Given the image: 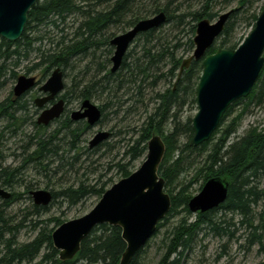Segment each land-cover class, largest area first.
Masks as SVG:
<instances>
[{
  "label": "trees",
  "instance_id": "trees-1",
  "mask_svg": "<svg viewBox=\"0 0 264 264\" xmlns=\"http://www.w3.org/2000/svg\"><path fill=\"white\" fill-rule=\"evenodd\" d=\"M163 0H39L37 4L31 9L28 15V22L25 31L17 42H9L5 39H0V90L4 85L3 76L8 72L9 67H18L20 61L24 58L27 59L31 51L36 52L38 62L33 68L41 69L44 76H46L53 68V66L60 64L66 66L70 64L72 56L76 57L83 54L88 49H93L94 55L98 58L96 48L99 46L109 45L108 41L105 43L91 42L89 39L75 38L73 43L66 42L65 34L59 42L55 39H49V45L44 43V37L35 36L37 30L41 27L58 28L59 19L66 20L67 16L79 15L83 16V26L78 29L76 33L80 36L92 37L96 33L97 24H101L105 28L111 26L117 27L118 32L124 31L127 27L135 25L139 20L152 17L162 11L167 15V21L157 29H153L146 33L139 35L140 46H135L134 49L127 54H131L133 59V66L126 67L128 72H123V67L117 75L120 84L124 79L120 77L123 74L131 76V82L139 81L143 83V78L152 79L153 84L160 80L167 81L168 79L177 80L173 88L168 89L161 97L163 98V109L156 110L151 114L147 121L139 130V134L134 141V145L128 151L131 155V160L128 163H119L120 178H126L133 171L130 170L131 161L138 157L145 155L147 152V145L154 133L159 134L166 144V155L159 167V175L165 179V190L169 193L172 200V208L163 221L158 224L156 233L165 227L166 221L176 214L182 212L186 216L179 225L175 228L172 238L165 244V253L160 259L158 264H183L184 250L191 246L193 236H195L202 227L207 226L208 229L214 230L219 234L223 231L220 226L224 222H215L212 215L219 210H223L230 214H239L244 220L253 217V205H256L259 200L264 199V188L261 187V179L264 175V129H251L245 135L232 139L233 135L237 132L239 121L242 119L246 109L238 113L229 124H226L228 118L233 113L235 107L243 102L242 100L236 101L226 112L224 118L219 125L217 131L213 134L210 141L204 143L200 147H192L190 142L193 138L194 132L192 129V120L189 119L187 124L181 125L179 120V112L189 102L190 98L196 101V90L203 73L202 61H193L189 69H187L180 78L179 71L184 56L192 52L194 49L193 38L195 29L199 21L203 19H210L216 17L217 14L213 13L209 7L211 2L205 5L198 11H188L179 13L176 9H171L170 2L163 4ZM212 1V0H211ZM248 0H242L241 5H246ZM108 5L111 6L109 11L99 12L95 9H85L84 5ZM237 12H234L230 19L234 18ZM257 17H255V20ZM171 25L173 33H179V36H174L177 41L174 45L169 42V37L164 32L165 27ZM85 28V29H84ZM63 31V30H60ZM232 27L230 20L226 24L225 30L221 37L224 38L220 42L221 49H234L236 45L230 40L232 37ZM83 32V33H82ZM168 34V33H167ZM103 35V34H102ZM100 35V36H102ZM180 35H183L180 37ZM71 46V47H70ZM139 47V49L137 48ZM185 47V51L180 56L179 50ZM218 49L213 46L209 54H213ZM112 51V50H110ZM126 56V58H127ZM125 58V59H126ZM67 65V66H68ZM127 65L126 63L123 66ZM13 72V70H12ZM14 75V74H13ZM108 77L103 76L98 80L96 76L93 77L91 83L84 85L75 84L77 93L81 94V99L91 98L93 93L100 90V86L104 89L110 81ZM119 84V87L120 86ZM80 86V88H79ZM142 87V86H141ZM138 89V87H137ZM70 92V90H69ZM67 93V96L69 95ZM264 93V68L260 73L259 79L253 89V92L248 97V102L260 98ZM193 102V103H194ZM247 102V103H248ZM26 109V104L21 101L13 102L7 99L5 102L0 103V113L2 116L10 119H15L18 122L20 119L16 116L19 110ZM103 117H105L103 115ZM66 117L64 120H66ZM172 125L169 133L166 132L168 125ZM101 123V122H100ZM36 125V122H35ZM64 125L69 126V143L70 148H59L60 140L55 135L43 136L35 143V136L32 145H35V151L28 155L25 162H36L43 166L45 158L48 155L56 157L58 151H65L69 148V152L77 154L72 150L76 148V141L82 134H88L90 128L84 122H71L68 119ZM63 125V126H64ZM37 126V125H36ZM39 129L43 128L37 126ZM166 132V133H165ZM36 133L35 135H37ZM187 136V140L181 144V137ZM113 136V132H112ZM111 136V137H112ZM59 149V150H58ZM95 151V150H94ZM194 154H199L201 157L206 156L204 165L197 171L194 178L185 185L177 194H173V184L179 177V174L184 169V163L189 162V159ZM52 157V156H51ZM24 161V160H23ZM17 169L5 168L0 165V184L6 189L12 190V197L10 200L3 201L0 205V241L6 235H11L6 241L7 254L11 261L25 254L26 257H31L39 253L40 249L47 243L51 253H47L44 257V262L50 260L49 264H79L86 262L87 264H119L122 255L126 249V243L122 238V230L117 226H110L102 224L97 226L90 236L82 242L81 250L78 255L71 261L62 262L59 260V252L54 248L51 233L40 234V236L32 243L17 247L12 251V246L15 245V234L13 227L10 226L8 215L4 214L3 207L8 206L18 199V194L13 192L18 182L15 180ZM105 175H101L99 182L95 184L80 183L78 186L70 187L60 193L51 191L53 200L59 196L68 197L73 203L89 197L98 196L101 198L104 193L110 188L109 182L102 181ZM212 177H220L229 184L228 196L224 204L219 208L206 212L198 213L196 221L190 222L192 213L189 211L188 203L192 198L189 191L193 184L201 183V189L206 181ZM3 206V207H2ZM47 207L34 206L35 213L41 210H46ZM58 226L63 222L60 219H55ZM227 225L228 222H225ZM155 233V234H156ZM154 234V235H155ZM13 239V240H12ZM143 248L136 254L131 264H136L138 256L142 253ZM10 254V255H9ZM13 254V255H12ZM24 256H21V258ZM10 261V260H9ZM10 264V262H8Z\"/></svg>",
  "mask_w": 264,
  "mask_h": 264
},
{
  "label": "rangeland",
  "instance_id": "rangeland-1",
  "mask_svg": "<svg viewBox=\"0 0 264 264\" xmlns=\"http://www.w3.org/2000/svg\"><path fill=\"white\" fill-rule=\"evenodd\" d=\"M163 4L170 2L171 9H176L179 13L188 11H198L201 9L207 0H163ZM210 9L217 14L211 21L215 22L225 12L237 9V14L230 19L232 31V42L237 49L245 39L251 34L254 29L255 20L253 16H259L264 10V0H248L246 5H241V0H208ZM79 16L73 15L67 23L76 21ZM63 26L56 29L52 27H41L33 35L48 38L44 43L49 45V39H55ZM25 31V30H24ZM164 32L169 37V42L174 45L177 41L174 36H179V33H173L171 25L165 27ZM168 33V34H167ZM183 35H180L182 37ZM224 37H220L215 44L216 49H220V42ZM2 39V38H0ZM185 47L179 50L180 56L185 51ZM109 46L103 47L98 53L96 64H106L107 60L112 57V51ZM192 55V52L187 53L184 59ZM38 62L36 52H31L27 59H22L18 67H14L17 76L29 75L37 76L41 81L45 77L41 69L29 72L34 64ZM89 62H77L73 68H67L68 75L66 84L70 87L75 84L86 83L92 79L97 71L95 66L88 64ZM95 64V65H96ZM94 68V69H93ZM13 67L7 68V77L4 78V85L0 90V103L7 99H15L12 95L13 88L16 84V78L12 73ZM108 74H98V80ZM120 88L116 89L112 79L104 89L100 86L97 94L92 98L96 104L110 102L111 114L106 116L101 125H97L89 132L88 140L97 133L98 130H109L113 132V136L99 150L90 152L84 151L77 158L69 152L63 154L59 149L56 157L48 155L45 158L44 165L41 166L36 162L28 163V155L35 151V145H32L34 136L36 137L37 126L35 122L37 115L36 106L31 101V96L36 99V92L39 88L34 89L25 99H20L21 103L26 104L28 110L18 112L17 117L26 116L27 118L21 123L15 119H8L6 115L0 113V165L5 168L17 169L15 180L18 184L13 189V192L18 194V199L8 206H2L4 214L8 215L10 226L16 229L15 245L12 249L27 245L36 240L40 234L52 233L63 223L73 219L80 218L90 212L100 201L98 196H89L78 203H73L68 197L59 196L53 200L46 210H41L35 213L34 199L31 195L32 191L47 190L60 193L70 187L78 186L80 183L95 184L99 182L101 175H105L102 181L109 182L111 188L115 183L121 180L117 164L128 163L131 160V155H128L129 149L134 145L140 128L147 121L148 117L156 112L160 101L157 100L156 94L163 93L165 90L173 88L175 80L168 79L167 81L160 80L157 89L153 88L156 84L152 79L143 78L142 87H137L141 79L135 83L131 82V76L123 74ZM44 82V81H43ZM43 84V83H42ZM41 84V85H42ZM81 86V85H80ZM79 86V88H80ZM119 87V86H118ZM119 102V103H118ZM190 98L181 112H179L180 124H187L189 119H193L198 113L197 102ZM248 100L243 101L235 107L233 113L228 118L226 124L240 113L246 106ZM114 103V105H113ZM122 103V105H121ZM121 105V106H120ZM71 109H78L79 104L74 101L70 106ZM114 114V110H116ZM65 119V118H64ZM63 119V120H64ZM62 122V120H61ZM172 123V121H171ZM55 128V127H54ZM54 128L47 129L48 131ZM173 125H168L166 132L169 133ZM264 129V93L260 98L252 101L250 106L245 111L242 119L239 121L237 132L232 139L241 137L251 129ZM7 130V131H5ZM4 132V133H3ZM165 132V133H166ZM3 136V137H2ZM32 140V141H31ZM187 140V136L181 137V144ZM36 140H34V143ZM59 148H65L66 145L60 143ZM146 155H142L131 161L130 170L136 171L146 159ZM52 156V157H51ZM206 156L194 154L189 159V162L184 163L183 170L173 184V194H177L185 185H187L195 176L197 171L204 165ZM24 160V161H23ZM1 186V184H0ZM264 188V175L261 179V187ZM12 192V190L7 189ZM166 191V190H165ZM201 191V183H195L190 188L191 197L196 196ZM168 193V192H167ZM169 194V193H168ZM3 201L0 200V205ZM196 215L192 213L190 222L196 221ZM186 216L182 212L176 214L166 221L165 227L160 229L143 247L142 253L138 256L136 264H158L165 253V244L172 238L175 228L181 220ZM60 219L63 223L58 226L55 219ZM212 219L219 224L223 231L219 234L214 230L208 229L207 226L202 227L198 233L193 236L191 246L184 250L183 264H264V199L259 200L256 205H253V217L244 220L239 214H230L223 210H219L212 215ZM225 222H228L227 225ZM11 235L0 241V264H8L10 257L6 256L8 250L6 241ZM13 240V239H12ZM59 252V251H58ZM47 253H51L47 243L42 247L35 259L31 257H22L14 259L10 264H49L50 260L44 262V257ZM59 257V255H58ZM79 264H87L80 262Z\"/></svg>",
  "mask_w": 264,
  "mask_h": 264
},
{
  "label": "water",
  "instance_id": "water-1",
  "mask_svg": "<svg viewBox=\"0 0 264 264\" xmlns=\"http://www.w3.org/2000/svg\"><path fill=\"white\" fill-rule=\"evenodd\" d=\"M39 0H0V38L17 42L23 35L28 15ZM236 9L222 14L217 21L206 18L198 22L193 55L182 62L179 78L190 68L193 61L203 59V73L197 87L198 113L194 117V131L191 145L200 146L209 141L218 129L229 107L241 98L249 96L264 67V11L255 29L236 50L218 49L207 55L225 30ZM167 21L164 11L143 19L127 34L113 41L117 51L112 58L116 71L126 55L129 44L138 34L159 28ZM35 77L21 75L14 95L20 97L36 85ZM65 88L63 74L56 71L41 88L49 97L37 100L39 107L54 99ZM65 110L60 100L39 117L38 123L47 125L59 119ZM101 111L90 102L73 114V120L86 119L89 125L97 124ZM108 131L99 132L90 142L91 147L107 141ZM166 152L165 142L160 135H154L148 142L145 161L131 175L121 179L108 189L97 205L84 216L63 223L52 234L53 246L59 251L62 262L73 260L81 250L82 242L99 225L120 227L126 249L119 264H131L136 254L146 245L157 231L158 224L165 219L172 208L170 195L165 191V179L159 175V167ZM229 184L220 177L206 181L201 191L188 203L191 213H206L225 203ZM38 206H48L53 195L47 190L32 191ZM11 192L0 187V197L10 199Z\"/></svg>",
  "mask_w": 264,
  "mask_h": 264
},
{
  "label": "bare ground",
  "instance_id": "bare-ground-1",
  "mask_svg": "<svg viewBox=\"0 0 264 264\" xmlns=\"http://www.w3.org/2000/svg\"><path fill=\"white\" fill-rule=\"evenodd\" d=\"M242 1V0H241ZM84 8L85 9H89V10H93V9H95L96 11H99V12H106V11H109L110 10V8H111V6H108V5H105V4H102V5H88V6H86V5H84ZM237 10V9H236ZM264 11V10H263ZM262 11V12H263ZM227 12H229V11H227ZM227 12H225V13H227ZM225 13H223V14H225ZM261 15V14H260ZM260 15L259 16H253V19L255 20V17H257V19L255 20V25H254V29H255V27H256V24H257V21H258V19H259V17H260ZM76 16H79V15H76ZM70 17H72V15L71 16H67V19L66 20H60L59 19V21H61V22H59V25L60 26H63V28L61 29V30H63V31H59V33H58V35L56 36V38H55V42L57 43V42H59V41H61V39H62V35L63 34H65L64 36H66L67 38H66V42H69L70 44L71 43H73V41H75V38H81V37H84V39H89L91 42H93V43H95V40L97 41V43L99 44V43H105L106 41H108V43H109V45H105V46H99L98 48H96L95 50H96V52H97V54L100 52V51H102V49H103V47H106V46H109V48L112 50V57L110 58V61H109V59L107 60V63L106 64H96L97 62H96V56L94 55V51H93V49H88V50H86V51H84L83 52V54H80V55H78L77 57H76V55L74 54L72 57V59H71V61H70V64L67 66H64V65H60V64H57V65H55V66H53V68H52V70L46 75V76H44L45 78L43 79V80H39L38 79V77H36V76H29V75H25V76H27V77H35L36 79V85H35V89L36 88H42L47 82H48V80L52 77V75H53V73L54 72H56V71H58V72H60V73H62L63 74V80H64V82H66V80H67V77H68V75H67V73H66V69L67 68H73L74 67V65H76L77 64V62L79 61L80 63L81 62H86V61H88L89 63L88 64H92L93 66H95V67H97L96 68V70L95 71H97L96 72V74H94L96 77H98V74H100V73H105V72H107L108 74H106V76H109L108 77V81H110V79H112V81H113V83H114V87L116 88V89H118V86H119V82H120V80H118V79H116L117 78V75L120 73V71H121V69H122V67H123V72H128V70H127V68L126 67H132L133 66V59H132V55L131 54H129V58H128V56H127V54L128 53H130L134 48H135V46H140L141 47V44H140V40L138 41V37H139V35H141V34H143V33H141V34H138L137 35V37L134 39V41H132L130 44H129V46H128V48H127V51H126V55L124 56V58H123V61L121 62V65H120V67L115 71L114 70V62H113V60H112V58L114 57V54H115V52L117 51V45H115L114 43H113V41H114V39L116 38V37H118L119 35H124V34H127L128 32H130V31H132L133 29H134V27L137 25V23H140L143 19H141V20H139L135 25H133V26H131V27H127L124 31H122V32H118L119 31V29L115 26V27H113V26H111V27H109V28H105V27H103L101 24H97V27H99L98 29H97V31H96V33H93L94 35L92 36V37H88V36H78L77 35V37H76V33H77V31H78V29H80L82 26H83V23H84V18H83V16H82V18H81V16H79V18L78 19H76V21H72V23H71V21L69 22V24L67 23V21L69 20V18ZM231 18V17H230ZM230 20V19H229ZM85 29V28H84ZM154 29H157V28H154ZM253 29V30H254ZM153 30V29H152ZM196 30H197V26H196V29H195V34L194 35H196ZM149 31H151V30H149ZM83 33V32H82ZM146 33V32H145ZM103 34V35H102ZM100 35H102V36H100ZM36 36V35H35ZM194 38H195V36H194ZM194 38H193V43H194ZM20 40V39H19ZM230 40L231 41H233L232 40V37H230ZM71 47V46H70ZM138 49H139V47H137ZM195 48H196V46H195V44H194V49H193V51H192V55H193V53H194V51H195ZM134 51H135V49H134ZM31 52H34V51H31ZM30 52V53H31ZM29 53V54H30ZM126 56H127V58H126ZM190 57V56H189ZM188 57V58H189ZM126 58V59H125ZM187 59V58H186ZM200 61H202V64H203V59L202 60H200ZM127 64V65H125V66H123V64ZM96 64V65H95ZM264 68V67H263ZM94 69V68H93ZM13 70V72L11 73V75L14 77V78H16V84H15V86H14V88L18 85V81H19V77L21 76H17V74H16V72H15V69H12ZM263 70V69H262ZM14 74V75H13ZM182 76V75H181ZM6 77H7V74H5L4 76H3V78H4V80H6ZM105 77V76H104ZM2 78V79H3ZM179 78V77H178ZM98 79V78H97ZM92 80H93V78L92 79H89V80H87L86 81V83H91L92 82ZM101 81H102V79H100ZM44 81V82H43ZM177 82V80H175V82H174V85H175V83ZM43 83V84H42ZM86 83H80V85H84V84H86ZM107 83V82H106ZM110 83V82H109ZM108 83V84H109ZM42 84V85H41ZM143 85V83H138V86H136V87H141ZM159 85H160V83H156V84H154L153 85V88H155V89H157L158 87H159ZM256 85V84H255ZM75 86V82L73 83V85L72 86H68L67 85V88H70L74 93H75V95H76V97L77 98H79L78 99V101L77 100H74V99H72V100H70V102H69V104H68V110L66 111L67 112V119L69 120V121H71V122H74V123H77V122H84L85 124H87V126L90 128V130L92 129V128H94L95 126H97V125H101V123H100V121L97 123V124H95V125H89V123H88V121L86 120V119H80V120H73V114L75 113V111H79V110H81L82 109V107H83V104H84V102L85 101H87V100H89L90 102H92V103H94L93 101H92V98L97 94V92H98V90L97 91H95L94 93H93V96L91 97V98H86V99H81V94L80 93H76L75 92V90H76V87H74ZM198 87V86H197ZM255 87V86H254ZM14 88H13V92H14ZM254 89V88H253ZM167 90H165V92H166ZM165 92H163V93H157L156 94V98H157V100H159L160 101V104H159V106H158V110H160L161 111V109H163L164 107L162 106V102H163V98L161 97ZM253 92V90L251 91V93ZM251 93L249 94V96L251 95ZM248 96V97H249ZM248 97H246V98H241V99H239V100H242L243 99V101H245V100H247L248 99ZM239 100H237V101H239ZM74 101H77V103L79 104V108L78 109H71L70 108V106H71V104H73L74 103ZM196 102H197V90H196ZM119 103V102H118ZM252 103V101H250V102H248L247 104H246V106H245V108L244 109H246L247 110V108L250 106V104ZM95 104V103H94ZM234 104V103H233ZM232 104V105H233ZM96 105V104H95ZM113 105H114V103H113ZM121 105H122V103H121ZM120 105V106H121ZM231 105V106H232ZM97 107H98V109L101 111V114H102V116L101 117H103V115L106 117V116H109L110 114H111V111H110V102H104L103 104H99V105H96ZM230 106V107H231ZM198 107V106H197ZM229 107V108H230ZM243 109V110H244ZM22 111H25L24 109L23 110H19L18 112H22ZM116 111H117V109L116 110H114V114L116 113ZM228 111V110H227ZM17 112V113H18ZM16 113V114H17ZM64 114H65V112H64ZM226 114V113H225ZM37 115H38V113H37ZM197 115V114H196ZM225 116V115H224ZM0 117H2V116H0ZM39 117H40V115H39ZM20 125H21V123L24 121V116H20ZM224 118V117H223ZM9 119V118H8ZM66 119V120H67ZM194 119V118H193ZM193 119H192V122H193ZM39 120V118H37V121ZM66 120H63L62 122H59V121H56V120H52V121H50L47 125H45V124H39L38 123V125L39 126H41V127H43V128H40L39 129V133H38V128H37V131H36V133H38L37 135H36V137H35V140L37 141L39 138H41V137H43V136H46V135H48V136H51V135H55L56 137H58L60 140H62V142L64 141V143L70 148V146H71V143H69V131H68V127L69 126H66V125H64V123L66 122ZM101 120V119H100ZM173 123H171V125H172ZM221 124V123H220ZM64 125V126H63ZM54 128V130H51V131H48L47 129H49V128ZM219 128V127H218ZM192 129H193V127H192ZM90 130H89V132H90ZM5 131H7V130H5ZM101 131H108V132H110L111 133V136H112V132L111 131H109V130H98L97 131V133L90 139V141L88 140V137H89V132H88V134H82L81 136H79V140L78 141H76L75 143H76V148H73L72 147V150L71 151H74V152H76L77 154H81V153H83L84 151H88V152H90V151H92V150H99L102 146H105L106 145V142L111 138V136H110V138L107 140V141H104V142H102V143H100L99 145H96L95 147H91V141H92V139L99 133V132H101ZM217 131V130H216ZM215 131V132H216ZM194 132V131H193ZM214 132V133H215ZM4 133V132H3ZM154 135H159V134H157V133H154L152 136H154ZM213 136V135H212ZM3 137V136H2ZM152 138V137H151ZM212 138V137H211ZM2 139H0V141H1ZM32 141V140H31ZM150 141V140H149ZM210 141V140H209ZM208 142V141H207ZM63 143V144H64ZM206 143V142H205ZM204 144V143H203ZM203 144H201V145H203ZM190 145H191V142H190ZM200 145V146H201ZM165 146H166V144H165ZM192 147H196V146H193V145H191ZM200 146H197V147H200ZM147 150H148V145H147ZM93 152V151H92ZM165 155H166V152H165ZM165 155H164V157H165ZM164 160V159H163ZM163 162V161H162ZM162 164V163H161ZM161 166V165H160ZM0 187H2V186H0ZM2 188H4V187H2ZM4 189H6V188H4ZM7 190V189H6ZM10 192V191H9ZM52 193V192H51ZM11 194H13L12 192H11ZM53 195V194H52ZM12 197V196H11ZM171 197V196H170ZM11 199V198H10ZM10 199H8V200H10ZM0 200L1 201H7V200H4L2 197H0ZM52 201H53V199H52ZM35 203V202H34ZM36 205V204H35ZM36 206H38V205H36ZM42 207H44V206H42ZM54 232V231H53ZM53 234V233H52ZM16 249V248H15ZM15 249H12V251H14ZM10 255V254H9ZM13 255V254H12ZM17 256H18V258H16V259H19V258H21V256H25V254L23 255H21L20 256V254H17ZM34 258H35V256H33ZM32 260H34L33 258H32ZM59 260H60V258H59ZM13 261H15V260H12V261H9L10 263H12ZM61 261V260H60ZM71 261V260H70Z\"/></svg>",
  "mask_w": 264,
  "mask_h": 264
},
{
  "label": "flooded vegetation",
  "instance_id": "flooded-vegetation-1",
  "mask_svg": "<svg viewBox=\"0 0 264 264\" xmlns=\"http://www.w3.org/2000/svg\"><path fill=\"white\" fill-rule=\"evenodd\" d=\"M34 65H35V64H34ZM34 65H33V67H34ZM33 67H32V68H33ZM35 70H38V69H35ZM33 71H34V70H33ZM30 72H31V71H30ZM36 77H37V76H36ZM64 83H65V88H64V90H63L61 93H59L54 99L49 100L48 102H46V103L44 104L43 107H39V106H38V104H37V100H39V99H43V98H46V97H49V93H45V92H43V91L39 88V89L37 90V92H36V99H35L34 96H31V101L33 102V105L37 107V108H36V111H37V113H38L39 115H41L42 112L45 111L46 109H50L53 105H55V104H56L57 102H59L60 100H63L64 103H65V110H64L65 114H64V112H63L62 116H61L59 119H56V121L61 122V120L63 121V119L67 117V112H66V111L68 110V104H69L70 100L74 99V100H77V101H78L79 98L76 97L75 93H74L70 88H67V84H66V82H64ZM34 89H35V87L32 88V89H30L29 91H27L25 94H23V95L20 96V97H16V96L14 95V92H12V95L14 96L15 99H13V100L11 99V101H13V102H17V101H20V99H25V97H27V96L29 95V93L32 92ZM69 90H70V92H69ZM68 92H69V95L67 96V93H68ZM75 92L77 93V91H75ZM5 101H6V100H5ZM5 101H3V102H5ZM3 102H1V103H3ZM24 110H28L27 107H26V109H24ZM18 118L21 119L20 117H18ZM26 118H27V117L25 116L24 120H25ZM38 118H39V116H38ZM104 119H105V117H101V120H100L101 124L103 123ZM36 125L39 126V125H38V121H36ZM36 128H37V127H36Z\"/></svg>",
  "mask_w": 264,
  "mask_h": 264
}]
</instances>
